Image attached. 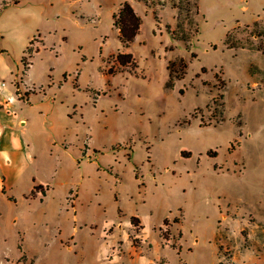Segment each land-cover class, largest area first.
<instances>
[{
    "label": "rangeland",
    "instance_id": "obj_1",
    "mask_svg": "<svg viewBox=\"0 0 264 264\" xmlns=\"http://www.w3.org/2000/svg\"><path fill=\"white\" fill-rule=\"evenodd\" d=\"M12 1L6 60L34 38L16 82L30 154L0 146V264H264V0H181L180 18L128 0L127 47L125 0Z\"/></svg>",
    "mask_w": 264,
    "mask_h": 264
},
{
    "label": "crops",
    "instance_id": "obj_2",
    "mask_svg": "<svg viewBox=\"0 0 264 264\" xmlns=\"http://www.w3.org/2000/svg\"><path fill=\"white\" fill-rule=\"evenodd\" d=\"M5 53L7 51L0 47V146L2 149L19 153H21L20 149H25L30 154L29 144L24 139L26 124L29 121L26 109L30 104V95L27 94L22 97L16 83L18 80L21 86L29 85L23 77L19 78L20 67L22 68L21 57L24 51H22L19 60H6ZM30 61L32 62V60ZM32 65L33 62L26 72H30ZM5 173L3 168L0 169V188L2 190L6 188V181L10 177ZM36 184H41L45 188V194L49 190L48 184L44 182H36ZM143 231L144 226H142V235H144V239H147ZM150 261L148 260L149 263Z\"/></svg>",
    "mask_w": 264,
    "mask_h": 264
},
{
    "label": "trees",
    "instance_id": "obj_3",
    "mask_svg": "<svg viewBox=\"0 0 264 264\" xmlns=\"http://www.w3.org/2000/svg\"><path fill=\"white\" fill-rule=\"evenodd\" d=\"M12 2L14 4H16L18 1L13 0ZM169 2L171 3V6L173 8H176L178 10L177 17L180 18L181 17L180 16L181 15V9L183 8V6L181 5V0H178V1L169 0ZM143 3L145 6L151 5V3L148 0H144ZM186 3H189V1H186ZM160 4L162 5V3H160ZM7 5H8V3L6 2L4 4V6H7ZM194 6L196 7V4H194ZM112 19H113V26L118 31V38H119L122 46L127 47L134 40L135 36L138 34L139 29H140V25L142 23V18L135 11L132 4L128 0H125L123 3H121L118 10L112 14ZM181 25H182V23L181 24L179 23V27H181ZM175 34L176 33H173V35H175ZM177 37L181 41H187L188 40V37H187V35L184 34L183 30L181 31V34H179ZM33 39L34 38H32L29 41L28 45L26 46V48L24 50V54L21 57V64L23 66L22 75H24L26 73V71L28 70V68L30 67V65L32 63L31 61L25 60L24 57H25V54L27 53V50L30 48V45H31ZM30 57H32V55H30ZM132 57H133V55L130 52H122V51L119 52L118 51V53L116 55V61L119 63V65L124 67V66L130 65L131 63L136 62L135 60H132ZM179 62L181 64V67L179 70L172 69V67H170V62L166 66V69L168 71V84H167L168 86H172L174 84L173 79H176L178 77H181L182 75H185L187 63L183 59L179 60ZM107 73L113 74V70L109 68ZM182 154H183V152H182ZM42 188H43V186L41 184H34L31 191H30V195L34 196L37 192H40L42 194V196L45 195V191H43ZM164 221H166V219ZM130 223L133 224L134 226H139V223H140L139 218L137 216H131ZM141 228H142V226H141ZM165 239H166V236H165ZM149 264H151V263H149Z\"/></svg>",
    "mask_w": 264,
    "mask_h": 264
}]
</instances>
